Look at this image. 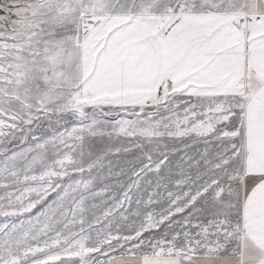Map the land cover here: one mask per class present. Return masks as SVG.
I'll return each instance as SVG.
<instances>
[{"label":"snow or ice","instance_id":"1","mask_svg":"<svg viewBox=\"0 0 264 264\" xmlns=\"http://www.w3.org/2000/svg\"><path fill=\"white\" fill-rule=\"evenodd\" d=\"M0 264H264V0H0Z\"/></svg>","mask_w":264,"mask_h":264}]
</instances>
